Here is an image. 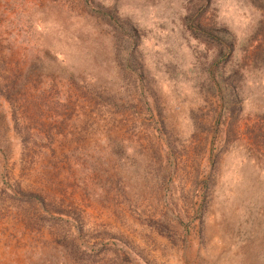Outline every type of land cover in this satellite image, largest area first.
Instances as JSON below:
<instances>
[{"label": "rangeland", "instance_id": "1", "mask_svg": "<svg viewBox=\"0 0 264 264\" xmlns=\"http://www.w3.org/2000/svg\"><path fill=\"white\" fill-rule=\"evenodd\" d=\"M0 264H264V0H0Z\"/></svg>", "mask_w": 264, "mask_h": 264}, {"label": "trees", "instance_id": "2", "mask_svg": "<svg viewBox=\"0 0 264 264\" xmlns=\"http://www.w3.org/2000/svg\"><path fill=\"white\" fill-rule=\"evenodd\" d=\"M192 29L196 30V27H192Z\"/></svg>", "mask_w": 264, "mask_h": 264}]
</instances>
